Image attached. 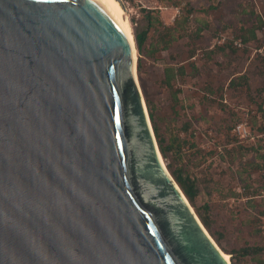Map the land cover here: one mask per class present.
<instances>
[{"label":"water","instance_id":"1","mask_svg":"<svg viewBox=\"0 0 264 264\" xmlns=\"http://www.w3.org/2000/svg\"><path fill=\"white\" fill-rule=\"evenodd\" d=\"M0 264H231L163 162L101 0H0Z\"/></svg>","mask_w":264,"mask_h":264},{"label":"rangeland","instance_id":"2","mask_svg":"<svg viewBox=\"0 0 264 264\" xmlns=\"http://www.w3.org/2000/svg\"><path fill=\"white\" fill-rule=\"evenodd\" d=\"M124 6L133 37L136 28L145 25L144 11L173 26L179 8H193L182 31L157 22L150 28L144 48L154 50L152 55L139 53L135 45L138 82L153 114L151 125L155 123L165 137L177 133L197 145L193 153L184 147L189 155L182 163L198 187L189 203L200 221L206 219L208 234L231 264H264V249L243 251L264 247V26L256 29L254 39H240L241 28L255 22L249 12L264 15V0H128ZM170 65L184 67V73L172 80V89L162 83L163 70ZM238 73L248 81L237 75V85L229 87ZM171 90H176L177 102ZM241 120L247 121L253 140L232 133ZM168 154L161 156L171 174L178 162Z\"/></svg>","mask_w":264,"mask_h":264},{"label":"trees","instance_id":"3","mask_svg":"<svg viewBox=\"0 0 264 264\" xmlns=\"http://www.w3.org/2000/svg\"><path fill=\"white\" fill-rule=\"evenodd\" d=\"M128 1V0H123ZM174 6H179L178 3L173 2L172 3ZM243 12L245 11L244 7L241 9ZM194 12L193 8L190 6H185L183 9L179 8L178 10V16L174 17L173 19V26H169L164 24L161 19L156 16L152 15L151 11H144V18H145V25L140 27L139 29L136 28L135 34H134V39H135V45L137 48V51L141 54H148L152 55L154 50H148L146 51L144 48V43L147 39V33L150 30L151 27L156 26V22L161 25L163 28L171 30V31H182L185 23L187 22V19H189V16H192V13ZM159 13V12H158ZM251 17H253L255 22L251 24L249 27L241 28V35L240 39L243 43L248 42L249 40H252L256 36V29H258L261 26H264V15L250 11ZM159 15V14H157ZM206 24L200 26L197 30L199 33H201L205 28ZM171 42V38H169L167 41L164 43V49L168 47L169 43ZM157 43L151 42L150 45H154ZM218 49L223 50V47H218ZM232 51H235L234 48H232ZM213 52L211 50L209 52V55ZM184 73V67L183 66H166L163 70V78H162V83L167 86L169 89H172V80L177 77L180 74ZM240 76V78L245 79V82L248 81V78L244 76L242 73L238 74H233L232 77L230 78L228 82L229 87H233L237 85V82H235L234 78L236 76ZM173 100L177 102V92L176 90H171ZM149 118L152 121L153 120V114L152 111L149 109ZM152 128L153 132L155 135V139L159 148V151L163 157H167L171 153L173 157L176 158L178 162V166H175L171 170V175L173 176V179L176 181V183L179 185L181 188L182 192L186 196L187 200L191 203H193L194 198L196 194L198 193V187L195 183V181L191 178L189 173L185 169V164H183V160L185 158H188V151H185L184 147L186 145L189 146L188 150L191 149L192 153L198 152V148L196 143L192 140L189 141L187 140L186 137H181L177 133H172L168 137L163 136L162 133H159L158 126L155 123H152ZM186 128V126H184ZM190 151V150H189ZM201 222L202 224L207 227L208 223L204 217H201ZM263 246H252V247H246L243 248V251L245 254L248 253H253V252H260L263 250Z\"/></svg>","mask_w":264,"mask_h":264},{"label":"bare ground","instance_id":"4","mask_svg":"<svg viewBox=\"0 0 264 264\" xmlns=\"http://www.w3.org/2000/svg\"><path fill=\"white\" fill-rule=\"evenodd\" d=\"M101 1L113 12V14L117 17V19L123 25L127 39L129 40L131 47H132L133 60L135 63L136 62V48H135L134 37L131 35V33L129 31L128 24H127V20L123 16L124 12H123V8H122L121 4L119 3L118 0H101ZM223 254H224L225 258L229 259V255L227 253L223 252Z\"/></svg>","mask_w":264,"mask_h":264},{"label":"built area","instance_id":"5","mask_svg":"<svg viewBox=\"0 0 264 264\" xmlns=\"http://www.w3.org/2000/svg\"><path fill=\"white\" fill-rule=\"evenodd\" d=\"M235 43L240 46L241 42L240 41H235ZM224 101H227L224 99ZM232 133L236 135L238 138L242 140H253L254 136L251 134L250 127L247 123L246 120H241L237 122L233 127H232Z\"/></svg>","mask_w":264,"mask_h":264}]
</instances>
